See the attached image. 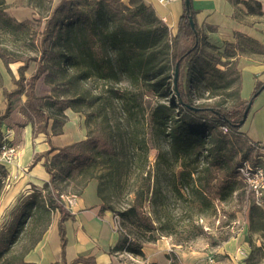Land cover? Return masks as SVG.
<instances>
[{
	"label": "trees",
	"instance_id": "1",
	"mask_svg": "<svg viewBox=\"0 0 264 264\" xmlns=\"http://www.w3.org/2000/svg\"><path fill=\"white\" fill-rule=\"evenodd\" d=\"M43 2L44 0H35V8L40 7ZM182 2L184 11L175 35L158 18L153 6L144 0H127L122 8L115 5V10L109 8V17L97 13L92 22L83 11L77 8L73 10L69 0H61L50 11L42 40L50 41L51 44L41 45L40 57L23 60L18 68L19 79L14 80L16 89L11 92L4 90L9 104L3 118L11 112V99L22 93L26 95L27 101L21 112L30 119L36 134L61 135L68 121L65 111L71 109L82 112L75 103H84L86 99L78 94L75 102L68 98H58L54 94L44 98L48 99L45 103L48 109L57 107L51 115L47 114L44 106L35 103L39 99L34 93L35 83L47 73L49 67L43 58L50 57L49 55L58 60L59 71L66 73L70 69L79 70L78 77L85 82L89 79L121 81L123 78L128 81L129 87L115 91L105 90V98H102L101 93L95 95V99L101 100L102 104L94 114L86 115L88 134L85 140L62 148L51 147L35 157L33 165L43 160L50 176L49 183L44 185L46 194H33L12 219L9 227L0 230V264H35L27 262L26 256L41 242L56 211L60 213L58 230L62 249L58 264H66L67 238L64 222L73 215L58 199L70 185L78 187L77 192L72 194L80 197L89 182L97 180V195L105 205L104 209L113 211L104 191L103 173L106 169L119 171L124 168V160L119 158L114 143V131L121 126L122 121L130 127L131 143L137 140L139 126L149 128L157 144L162 142L161 139L166 143V150L159 152V160L154 167V181L152 182L149 173L147 187L138 190L133 204L121 213L123 224L140 217L146 223L148 231L152 230L162 181L167 182L172 194L182 199L193 198L197 207L202 202L211 205L210 187L218 178L217 170H224L221 180L217 179L222 186L220 199H225L234 192L239 162L235 161L238 151L232 138L245 137L248 140L241 131L243 125L239 126V123L249 102L258 96L264 83L257 82L249 100L238 96L231 107L220 100L197 102L194 89L202 88L215 97L220 95L222 89H228L233 84L229 70H233L241 80L236 60L246 53L244 45L250 44L257 50L260 48L242 38L236 44L227 45L221 52L218 47L206 42L196 23L195 30L192 29L189 20L192 15L195 22L192 0L189 10L186 9L185 0ZM244 4L248 13L258 16L263 14L260 3L248 0ZM7 7L6 0H0V27L27 31L31 21H18L10 17L6 13ZM181 44H185L183 50L180 49ZM204 45L214 49L221 57H230L232 62L226 64V70L205 62L202 54ZM108 51L113 52V56ZM0 58L8 70L11 63L22 61L12 56L11 50L1 46ZM30 62H36L38 67L36 73L27 79L25 72ZM178 64L180 72L175 86L174 74ZM184 69L188 71L185 82L182 78ZM49 75L47 73L46 78ZM148 94H152L158 101L146 113L144 106ZM159 98L167 100L161 102ZM91 117L106 123L104 133L93 138L89 135ZM51 120L50 134L48 125ZM224 125L229 127L230 135L221 131L220 128ZM164 165L166 167L162 171L161 167ZM5 175L0 174L1 182ZM204 176L206 178L203 179ZM60 183L65 184L60 187ZM147 201L153 204L152 216H147L143 211ZM111 252L129 253L142 258L145 256L143 245L128 235L122 236ZM167 258L171 261L170 264H181L175 253L168 254ZM85 261L94 264L91 259Z\"/></svg>",
	"mask_w": 264,
	"mask_h": 264
},
{
	"label": "rangeland",
	"instance_id": "2",
	"mask_svg": "<svg viewBox=\"0 0 264 264\" xmlns=\"http://www.w3.org/2000/svg\"><path fill=\"white\" fill-rule=\"evenodd\" d=\"M61 0H44L40 7L35 8V0H6L8 7L6 13L11 17L25 21L30 20L31 24L27 31H18L15 29H4L0 27V46L6 47L12 52V56L22 60L18 64L21 66L23 60L27 58H37L41 56V45L51 44L43 42L42 32L45 28L46 19L50 11L55 8ZM72 8L83 11L90 21L95 20L97 13L106 14L109 17V8L115 10V5L122 8L127 4V0H69ZM52 42V41H51ZM246 53L243 55H257L264 60V52L257 50L250 44H245ZM185 44L180 45L183 50ZM203 57L207 64H216L221 70H226V64L232 62L230 57H221L211 47L203 46ZM253 50V51H250ZM110 56L113 52L108 51ZM43 58L46 66L49 67L47 73L41 76L35 83V95L39 97L35 101L38 106H44L47 114H52L54 109H48L45 105L47 98L56 95L58 98H68L71 102H75L76 94L85 98L84 103H75L76 107H80L82 112H75L82 118L86 115L94 114L96 109L101 106L102 101L96 100L95 95L101 93L102 98L107 97L105 90H120L128 88V81L114 80H94L89 79L87 82L81 80L79 70H68L66 73L59 71L58 60L52 55ZM240 57L236 60V67L239 71ZM82 62V60H81ZM17 64V65H18ZM16 65L13 67L15 68ZM37 63L30 62L26 70V78L29 79L36 73ZM199 67V66H198ZM230 78L233 84L230 88L222 89L220 95L212 96L207 91L200 88L194 89L197 102H213L215 100L222 101L227 107H231L241 97V80L233 70H229ZM188 71L184 69L182 72L183 82L186 81ZM19 76V74H18ZM27 99V97H26ZM146 113L154 108L157 98L148 94L145 97ZM161 102H166L167 98H159ZM26 103V102H25ZM150 105V106H149ZM71 110V109H67ZM66 112V111H65ZM111 114V113H110ZM52 122V120L50 121ZM90 137L104 133L106 123L100 119L90 118ZM130 127L126 122L122 121L121 126L114 131V143L120 159H123L124 168L118 170L106 169L103 173L104 191L108 202L113 206V211L105 210L101 201V216H108L113 222V228L118 232L120 237L128 235L132 240L139 242L144 247L157 253H175L182 263L186 264H208V258L214 257L216 261L230 260L231 264H264V210L254 207L251 195L238 175L234 192L225 199L222 196V186L217 179L223 177L224 170H217L218 178L212 183L210 191L212 194L211 205L202 202L195 205L193 198L182 199L178 195L169 192L166 181H162L160 186V199L155 205L157 210L156 217L153 215V204L145 202L143 211L147 216L154 218V225L151 231L143 219H133V222L123 224L121 213L129 208L135 199V193L147 187L148 177L152 176L154 181V167L159 160V152L166 150L165 142L159 141L157 144L151 135L149 128L138 127V137L135 143L129 140ZM238 154L235 161L239 162V166L243 162L261 163L264 166V153L256 149L245 137H233ZM146 143V144H145ZM161 149H163L161 151ZM259 151V152H258ZM262 153V152H261ZM147 157V159H146ZM168 163L170 161L168 160ZM166 165L162 166V171ZM150 173V174H149ZM206 176L203 177V179ZM165 180V179H164ZM93 181V180H91ZM90 181V182H91ZM98 185V181L94 179ZM65 183H60V187ZM153 184V183H152ZM6 184L0 181V198H5L3 187ZM49 186H51L49 184ZM40 188V187H37ZM41 194H46V188H40ZM40 189L33 187L27 191L21 192L17 196L9 197L5 203L6 207L1 208L3 200H0V230L7 229L12 219L19 214L25 202L30 200L33 194L40 192ZM78 187L71 185L63 194L74 195ZM4 194V195H3ZM216 196V197H215ZM60 213L56 211L52 215V226L55 235H58V221ZM57 223V224H56ZM66 225V224H65ZM67 226V225H66ZM246 248L249 255L247 258L237 259V249ZM133 256V255H132ZM138 260L141 257L133 256ZM148 264H159L158 261ZM128 264H137L128 262Z\"/></svg>",
	"mask_w": 264,
	"mask_h": 264
},
{
	"label": "crops",
	"instance_id": "3",
	"mask_svg": "<svg viewBox=\"0 0 264 264\" xmlns=\"http://www.w3.org/2000/svg\"><path fill=\"white\" fill-rule=\"evenodd\" d=\"M144 1L153 6L158 18L166 19V26L175 35L184 11L182 0L174 1L167 6L158 4L156 0ZM246 1L248 0H192L195 23L208 44L218 47L223 52L227 45L236 44L244 38L259 46L264 52V0H253L261 4L263 14L260 16L248 13L244 4ZM18 63H11L8 70L0 58V139L2 133L11 130L13 142L19 147L15 164L0 168V174H6L5 176L10 178V186L6 184L3 187L5 198H0L1 201L3 200L1 208L6 207L5 203L9 197L17 196L33 187L40 189L49 183L50 176L43 165V160L33 165L37 155L47 152L51 147L62 148L85 140L88 134L85 118L72 110L65 112L68 121L61 135L51 134L52 122L48 125L50 136L46 133L36 134L30 119L21 112V108L27 101L24 93L17 94L11 99V112L3 118L9 104L4 90L11 92L16 89L14 80L19 79L20 65ZM14 65H16L15 68ZM239 71L242 79L241 98L249 100L257 82L264 83V60L257 55H241ZM241 131L249 141L262 146L259 151L263 154L264 88L253 100ZM71 214L73 217L64 222L67 238L66 264H88L85 261L87 259H91L94 264H128L130 261L137 264H148V260L158 261L159 264L171 263L167 258V253H157L147 247L143 248L144 258L141 257L142 259L147 258V261H135L127 253L111 252L120 242L121 237L114 230L112 220L108 216H101V201L97 195V184L94 180L89 182L82 195L78 197ZM59 221L58 224L56 223L57 226ZM61 252L59 230L58 235H55L51 223L41 242L26 256V261L35 264H58L61 261ZM217 262L219 264L232 263L230 260ZM181 264H186V262H181Z\"/></svg>",
	"mask_w": 264,
	"mask_h": 264
},
{
	"label": "built area",
	"instance_id": "4",
	"mask_svg": "<svg viewBox=\"0 0 264 264\" xmlns=\"http://www.w3.org/2000/svg\"><path fill=\"white\" fill-rule=\"evenodd\" d=\"M158 4L167 6L177 0H156ZM166 24V19L162 20ZM221 131L223 134L230 135L231 131L228 126H221ZM256 149H262V146L258 143H252ZM19 147L13 142V132L7 130L2 133L0 139V168L5 166H12L15 164L18 157ZM237 172L241 180L245 183L251 198L253 205L261 210H264V166L261 163H249L243 162L238 168ZM4 184L10 186V178L6 176L3 180ZM31 189V188H30ZM40 192H44L40 190ZM58 201L64 205L65 209L70 213L76 206L78 201V196L60 194ZM132 260H138L134 258L132 254L127 253ZM249 255L246 248L240 247L237 249L236 258L242 259L247 258ZM209 264H219L214 257L208 258Z\"/></svg>",
	"mask_w": 264,
	"mask_h": 264
},
{
	"label": "water",
	"instance_id": "5",
	"mask_svg": "<svg viewBox=\"0 0 264 264\" xmlns=\"http://www.w3.org/2000/svg\"><path fill=\"white\" fill-rule=\"evenodd\" d=\"M185 6H186V9L187 10L190 9V7H191L190 0H185ZM189 20H190V24H191L192 29L195 30V22H194V19H193V16L192 15H190ZM179 72H180V66L178 64V65H176L175 74H174V83H175V86L177 85V81H178V78H179ZM263 88H264V86L262 87V89ZM261 90H260V92H261ZM252 103H253V101H250L249 104H248V106H247V108L245 109L244 114L242 116V119H241V121L239 123V126L244 125V123L246 122L247 117H248L249 112H250V109H251V106H252ZM194 110H197V109H194Z\"/></svg>",
	"mask_w": 264,
	"mask_h": 264
}]
</instances>
